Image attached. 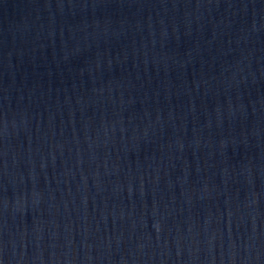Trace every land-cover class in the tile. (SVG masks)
Segmentation results:
<instances>
[{
  "label": "water",
  "instance_id": "95a60500",
  "mask_svg": "<svg viewBox=\"0 0 264 264\" xmlns=\"http://www.w3.org/2000/svg\"><path fill=\"white\" fill-rule=\"evenodd\" d=\"M0 264H264V0H0Z\"/></svg>",
  "mask_w": 264,
  "mask_h": 264
}]
</instances>
